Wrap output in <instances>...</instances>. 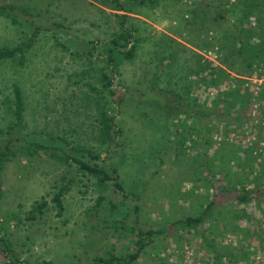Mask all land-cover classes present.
<instances>
[{"label": "rangeland", "instance_id": "obj_1", "mask_svg": "<svg viewBox=\"0 0 264 264\" xmlns=\"http://www.w3.org/2000/svg\"><path fill=\"white\" fill-rule=\"evenodd\" d=\"M1 1L27 6L67 26L41 31L25 52L22 65L11 59L0 61V138L13 124L8 97L16 83L23 96L24 136L54 147L27 154L15 140L14 153L0 167V234L14 252L29 264H94L96 254H117L135 247L134 237L119 226L123 212L127 220L136 214L138 226L144 229L198 207L210 191L196 179L191 158L179 151L172 132L174 120L165 124L158 102L154 98L150 102V97L152 92L183 88L186 79L180 66L184 59L230 62L231 70L242 71L230 50L235 28L246 22L240 17L248 0H120L127 10L115 9L114 0ZM130 23L139 38L133 56L111 78L113 95L107 110L120 132L110 142L114 152L104 158L97 121L99 110L105 107L100 75L107 68L99 40ZM26 35L23 24H11L0 15V46ZM161 54L173 59L158 66ZM5 96L7 102L2 101ZM260 126L264 131V123ZM193 149L198 152L202 146L198 143ZM259 149L264 153L263 147ZM86 150L99 155L100 165L116 167L127 195L109 181L97 183L66 156L87 157ZM64 182L68 188L58 209L50 196ZM130 192L137 197L131 200ZM41 199L46 200L41 213L34 210L28 217L33 201ZM135 202L139 207L134 213L131 205ZM240 211L248 217L244 224L259 217L255 204ZM248 251L255 254L252 262L264 264V250L256 243ZM209 255L199 237L181 232L154 236L153 244L147 243L133 264H202L211 260ZM0 264H4L2 253Z\"/></svg>", "mask_w": 264, "mask_h": 264}, {"label": "trees", "instance_id": "obj_2", "mask_svg": "<svg viewBox=\"0 0 264 264\" xmlns=\"http://www.w3.org/2000/svg\"><path fill=\"white\" fill-rule=\"evenodd\" d=\"M114 1L115 9H128L122 1ZM0 15L7 17L11 24H23L27 29V35L18 42L0 46V61L11 59L18 65L23 64L25 52L41 31H59L67 27L60 20L12 1L0 2ZM120 15L125 17L123 13ZM240 18L246 19V22L235 28V40L230 51L235 54L242 71L231 70L230 62L220 65L207 58L184 59L180 66L186 79L183 88L158 91V94L152 92L150 97V102L153 98L158 102L157 107L165 124L170 125V120H174L172 132L176 135L179 151L191 158L196 179L199 178L209 189V194L204 195L198 207L160 222L155 227L143 229L137 224L136 214L127 220L123 212L119 226L134 237L135 247L117 254H96L92 257L94 264H133L144 246L149 242L153 244L154 236L180 235L181 232L199 237L207 246L211 260L203 259L202 264H256L252 262L255 254L252 255L248 248L256 243L264 250V153L259 149L264 148V131L260 128V123H264V0L245 1ZM134 30L130 23L128 28H123L112 37L99 40L107 68L100 75L105 89V107L99 110L97 121L100 141L104 144V158L114 152L110 142L120 132L114 115L107 110L113 95L111 78L118 74L119 65L134 54L135 42L139 38ZM172 59V56L161 54L156 65L168 64ZM254 78L260 79V82ZM194 86L202 89L194 91ZM132 96L135 97L134 94ZM8 100L12 107L13 124L7 126L0 138V167L14 153L12 146L15 140L19 141L18 147L27 154L54 149L35 138L24 136L21 129L23 96L16 83L11 85ZM2 101L7 102V96ZM119 101L120 97L115 105ZM198 143L202 150L193 152V147ZM86 153L87 157L66 156L71 158L77 169L93 176L97 183L109 181L115 190L127 195L116 167H104L96 161L101 159L97 153L90 150H86ZM260 165H263L261 171ZM67 188L66 182L61 183L50 196L58 209ZM129 195L131 200L137 197L134 192ZM45 204L44 199L33 201L28 217L33 216L34 210L41 213ZM253 204L259 209V217L252 222L242 223L248 217L242 215L240 210ZM131 207L135 213L139 204L132 203ZM0 253L4 257V264H29L14 252L3 234H0Z\"/></svg>", "mask_w": 264, "mask_h": 264}]
</instances>
